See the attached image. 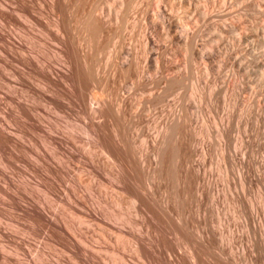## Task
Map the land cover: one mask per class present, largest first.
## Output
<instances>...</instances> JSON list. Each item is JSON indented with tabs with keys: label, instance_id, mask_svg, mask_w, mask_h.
I'll list each match as a JSON object with an SVG mask.
<instances>
[{
	"label": "rangeland",
	"instance_id": "rangeland-1",
	"mask_svg": "<svg viewBox=\"0 0 264 264\" xmlns=\"http://www.w3.org/2000/svg\"><path fill=\"white\" fill-rule=\"evenodd\" d=\"M51 1L26 0L23 5L21 0H0V4L5 6H0V29L12 28L10 22L7 20L9 26L4 24L5 19H2L3 15L1 17L2 13H11L6 6L20 8L34 23H22L29 33L22 38L15 34L17 40L24 39L31 51L29 56H41L45 60L48 57L46 62L52 60L50 63L58 67L63 62H58L59 55L54 56L61 51V46L56 44L57 35L52 21L60 13L53 4L55 0ZM116 1L120 2L117 3L120 11L117 7L115 21L108 23L110 21H103L99 15L93 14L96 24L113 30L110 32L113 37L112 59L105 67L108 74L101 73L104 74L101 76L98 73L96 77H105L102 80L105 86L106 82L115 89L118 86L111 108L116 117L121 118L119 121L124 128L129 129L127 139L134 146L132 156L136 155L132 159L136 161L137 168L140 167L137 170L141 171L140 178L145 188L135 185L128 176L125 178L126 175L108 160L100 147L85 137L81 130L85 125L81 124L85 121L89 124V120L86 111L79 106V112H76L79 117L75 116L77 121L86 118L83 122L78 121L80 129L77 125L78 131L81 130L78 148L83 160L95 162L104 175L107 171L105 176H118L126 191L115 189L110 183L105 186L104 183L108 182L104 178L91 174V170L81 164L79 174L82 178H79L88 197L83 198L86 199L83 202H87L85 205L97 214L123 213L133 223V227H129L131 230L127 229L132 233L126 232L127 235L124 233L120 237L114 232L104 231L95 222L82 225L83 228L80 226L81 233L94 251L90 250L98 259L104 257L108 264H115L117 259L121 262V257L129 262L127 264H149L138 255L132 235L138 233L166 264H264V0ZM13 17L9 18L11 25L18 26L19 17ZM38 19L39 23L36 22ZM7 31L4 33L8 34ZM1 45L4 47L0 43V117L9 105L8 93L13 90L21 97L26 92L23 76L29 77L22 71L24 67L9 57ZM17 74L21 79L17 80L24 86L18 84L20 86L16 88L13 85ZM80 109L86 116L80 114ZM10 119L12 116L8 117ZM133 122L134 128H131ZM171 127H175L176 132ZM101 135L103 138L102 132ZM25 137L31 138L28 134ZM84 140H88L89 146ZM169 143L175 153L177 151L176 160L167 156L171 151ZM0 167L4 166L0 164ZM5 172L17 185L21 184L18 175L8 168ZM2 181L0 179L1 184ZM4 195L0 192V228L11 236L16 235L19 241L24 240L26 250L23 248L18 254L14 250V236L11 237L13 242L0 236V256H12L15 260L18 257V264H44L39 262L41 255L49 264L83 263L62 244L49 242L43 234H32L27 228L29 219L12 207ZM48 200L51 204H59ZM149 204L158 207L153 216L148 210ZM109 222L107 226H111ZM173 226L176 232L179 229L181 234L185 233L183 236L191 242L187 240L189 243L185 244L179 233L174 234ZM120 243H123V249Z\"/></svg>",
	"mask_w": 264,
	"mask_h": 264
},
{
	"label": "bare ground",
	"instance_id": "bare-ground-1",
	"mask_svg": "<svg viewBox=\"0 0 264 264\" xmlns=\"http://www.w3.org/2000/svg\"><path fill=\"white\" fill-rule=\"evenodd\" d=\"M33 1H35V0H33ZM21 2L24 5L26 3V0H23V1L21 0ZM51 2H53V0ZM117 3L120 4V2H117L116 0H101V1H99V3L97 0H55V2L53 4L55 5V8L57 9V11H59L60 16H58L56 19H53L52 22L54 24L53 27L55 28L54 30L56 32L55 35H57L56 36V38H57L56 44L61 46L60 47L61 51L60 50L57 51L58 53L56 52L57 54L55 53L56 55L54 57L59 55L58 60H60V61H58V62H63L64 67H61L63 64L60 63V64H62V65L59 64L60 68H58L59 66L54 67V64L52 65L50 63L52 60L51 61L48 60L46 62L48 57L45 60V59L41 58V56H39V57L35 56L34 57V55H33L31 57L28 55V53L30 51L29 46L26 45L27 43L25 44L24 39L22 40L21 36H25L26 33H27L26 35H28L29 32L25 31V28H24L22 23L25 24L26 22L31 21V19L29 18V16L25 12H23V10H21L20 8L17 9V8H13L10 6L9 7L6 6V9L9 10L11 13H2L1 14V17L3 15L2 19L3 18L5 19V20L3 19L5 22L4 24L8 25V21H9L10 22V24H9L10 28L12 27L11 29H8V28L4 29L6 31L8 30L7 31L8 34L4 33L6 31H4L3 28H1L2 30L0 29V41H1L0 43L3 44L4 47L2 45L1 46L3 47V49L5 48L4 51L7 53V55L9 57L14 58L16 61H18L24 67L22 71L25 73H28L27 75H29V77L25 76L24 74L23 75L25 77L23 75H21V77L23 76V82L25 81V88L26 89L24 87L23 88L26 91L25 92L26 95L23 92L24 94L22 93V96L20 97V96H18L19 94L18 95H17V93L15 94L13 92V90L11 92H9L8 96L6 98L8 100L7 104H9V105L7 107L5 106L7 109L3 110L4 114H2V116L0 117V164H2L4 166L2 168L0 167V179H1V181L3 180L2 181L3 183L2 184L0 183V192L4 193L9 198L8 200L10 201V204L12 205V207L20 210V212H23L24 215L29 219L30 225L28 224L29 227H27V226L26 227L28 229H30V232H32V234L33 233L34 234L38 233L39 235L43 234V236L47 240H49V242L54 241V242L60 243V245L62 244L63 247H65L67 249V251H69L73 255H75V257L77 259L78 258L81 259L83 262L82 264H108V263H106L107 260H105L104 257H103V259L101 258L102 260L98 259L99 257L97 258L94 254L95 252L93 253L90 250L92 248H91L90 244H88L89 240L87 241L85 235H83L81 233L82 231H81L80 226L87 225V224L89 225V223L95 222L102 229H104V231L107 230L110 232H114L120 237L122 234L128 232V230L130 229L129 227H133V223H131L130 220L126 216H124L123 213L122 214L121 213L115 214L116 212H114V213H109V215L103 214L105 216H102L101 212L99 211L100 213H98V214H100V215H98L97 212L93 208L92 209L88 208L85 205L87 202H85V203L83 202L86 200V199L83 200V198H88V197H86L87 194L84 192L85 190H83L84 186L82 187L81 182H80L79 177H81V176L79 174V169H80L79 166L84 165V167L86 166L87 168H89V170H91V174L93 172V173H95L93 175L97 174L100 177L104 178L106 180V182H108V183H104V181L102 182L105 184V186H107V184L110 183L111 185H113L115 187V189L117 188L119 190L125 191V188L122 184L121 179L118 178V176L111 177L112 175L110 176V174L105 176L107 171L104 175V173L101 172L99 170V168L94 164L95 162H90V160H88V162H86L85 160H83V157L80 154V150L78 148V142H79L78 139L81 136L78 133H80V131L82 130V132L85 134V137H87L91 143L96 144L98 147H100L102 152L108 157V160H111L112 163L116 167L118 166V168H120L119 170L121 171V173L123 175H126L125 178L128 176L130 178V180H133L132 182H134L135 185H137L141 188L144 187V183H143V181H141V178H140V172L141 171L137 170L140 167L137 168L136 164H134V162H136V161L133 162V159H132V157H133L132 155H134V153L132 154V152L135 150L133 148L134 146H132V144H133L132 141L130 143V141L127 139V135L129 137V133H128L129 129L124 128L122 123L119 121V120H121V118L118 119L116 117L117 115L113 113V108H111L112 102L114 101L113 98H115V95H117V94H115L116 93L115 91L117 90L118 86L113 84L114 86H116V89H115V87H113V86L111 87V83L108 84L107 82H106L107 85L105 86V83H103L104 81H102L103 78H105V77H103V78L101 77L104 74H106L105 73L106 72L105 67L107 65L108 60L112 59V58H110V53L112 50L111 47L113 46L111 44V38H113V37H111L110 32L113 30L109 31L110 28H108L109 29L108 30V29H106L107 27L106 28L104 26L101 27L99 24H96L94 21L95 17L93 18V14L95 15V13H96L97 17L99 15V17H101V19H103V21L107 20V21H110L108 23H111V21H115L114 20L115 17L118 16V14H117L118 12L116 10L118 7ZM0 6H3V5L0 4ZM3 7L5 8V6H3ZM56 9H55V11H56ZM119 9L120 8L118 7V11H120ZM114 10H116L115 12L117 15H115ZM124 10H126V9H124ZM14 15H17L19 17V19L22 21V22H20V20H19L18 23H20V24L18 26H14L13 23L11 25V19L14 18L13 17ZM9 18H11V19H9ZM40 18H41V16H40ZM123 20H124V18H123ZM31 22H33V21H31ZM36 22L39 23L40 22L39 19ZM108 23H106V24H108ZM14 27H16V29ZM120 27H122V26H120ZM9 30H11L10 31L11 33L14 32V34L9 33ZM117 30H119V29H117ZM41 31H43V30H41ZM118 33H120V32H118ZM15 34L18 35L17 37H21L20 40H22V41L17 40V37ZM121 34H122V31H121ZM28 42H30V41H28ZM87 47L90 49H88ZM112 54H113V52H112ZM118 55H119V53H118ZM138 55H139V53H138ZM42 57H43V55H42ZM116 58H117V56H116ZM118 58H120V57H118ZM50 59H52V58H50ZM111 63H112V61H111ZM72 65H73L74 69H73V67H71ZM107 71H108V68H107ZM98 73H100V75H101V73H104L101 76H98V77H100V79H98V77H96L97 75H99ZM115 73H117V72H115ZM17 75H16V80H15V85H13V87H16L18 84H20V85L22 84L24 86V83H22V81H21V83L18 81L20 79V76H19L20 74L18 75V77H17ZM113 75H114V73H113ZM108 77H109V75H108ZM14 78H15V76H14ZM17 78H19V79L17 80ZM109 79H110V77H109ZM114 80H115V78H114ZM110 81H108V82H110ZM115 82H116V80H115ZM118 83H116V84H118ZM173 84H175V82ZM20 85H18V86H20ZM170 86H171V84H170ZM125 89H126V87H125ZM22 91H23V89H22ZM117 91H119V90H117ZM0 105H1V102H0ZM79 106H81L80 108L83 109V111H86L85 114L87 116L84 114V112L81 109L80 110L82 112L80 114L85 115L86 118L89 120V122L87 121V123H89V124H85L86 121H85V123L83 121L86 120V118H83V119L81 118L82 122L84 123V124L82 123L81 126L85 125L84 127H81L78 125L79 124L78 121L81 122V120L77 121V118H76V117H79V115L78 116L76 115V114H79V113H76V112H79L77 110V108ZM1 109H0V111H2ZM9 116H12V119L8 120ZM85 116H83V117H85ZM76 122H78V123L76 124ZM77 125L79 126V129L81 127V130L78 131ZM14 126H17V127H14ZM129 126H131V125H129ZM131 128H134V122H133V126ZM173 128L175 129V132H176V128L175 127H173ZM172 129H170V130H172ZM82 132H81V134L83 135ZM101 132L103 133L104 140L102 138ZM25 134L30 135L31 138L25 137ZM85 137H84V139H85ZM172 137H174V136H172ZM170 139L171 138H169V141H170ZM88 140L87 141L84 140V142L86 141L85 144L87 143L86 146H89ZM171 142L173 144V141H170V143ZM170 143L168 145H170ZM168 145H167V147H168ZM171 146H173V145H170V148H171ZM90 147H91V144H90ZM80 148H82V147H80ZM170 148H169V151H170ZM169 153L167 156H169L170 159L174 160L177 151L175 153V150L172 147L171 151ZM89 154H91V152ZM140 154H141V152H140ZM87 155H88V153H87ZM87 155L85 154V156H87ZM95 155H96V153H95ZM177 157H178V155H177ZM18 162H20L21 164ZM108 162H110V161H108ZM97 165L99 166V164H97ZM3 168L4 169L8 168V169H10V171L12 173L18 175L17 177L21 178L20 181H21L22 185L21 184L17 185L14 182L15 180L13 181L12 178L7 176L9 173V170H8V173H6L5 172L6 169L4 170ZM172 170H174V169H172ZM103 171H105V170H103ZM169 171H170V169L168 170V172ZM168 172H167V175H168ZM172 175H174V174L172 173ZM175 177L176 176H174V178ZM171 179H173V177ZM97 181H98V178H97ZM129 182H128V184H129ZM18 183H19V181H18ZM83 184H84V181H83ZM100 186H102V185H100ZM173 186H175V185H173ZM144 188H143V190H144ZM108 189H109V187H108ZM91 190H92V187H91ZM113 193H114V190H113ZM131 194H133V193H131ZM88 196L90 197V195H88ZM130 196H128V197H130ZM48 199H50L51 201H55V203H59V204H55V205L51 204L52 202H50ZM147 199H149V197ZM99 200L100 199H98V201ZM48 201L50 204L48 203ZM146 201H149V200H146ZM100 202H101V200H100ZM89 204L91 205V202ZM149 205H148V210L152 211V213H153L152 216H153L154 214H156L158 207L153 206L152 204L150 206ZM145 206H147V205H145ZM140 207H141V205H140ZM99 208H101V207H99ZM106 208H108V207H106ZM177 208H179V207H177ZM17 212H19V211H17ZM110 212H112V211H110ZM9 214H11V213H9ZM13 214H15V213H13ZM161 214H163V213H161ZM168 220H169V218H168ZM171 220L173 221V219H171ZM108 222L111 226L106 225V223H108ZM164 222H165V220H164ZM177 224H179V223H177ZM177 224H175L176 229H177ZM8 225H10V224H8ZM180 225H182V224H180ZM15 226H17V225H15ZM134 226H135V224H134ZM137 227H135V228H137ZM16 228H18V227H16ZM82 228H83V226H82ZM171 228H172V226H171ZM171 228H169V229H171ZM173 228H174V226H173ZM176 229L174 230L175 231L174 234L179 233L178 235L182 236L181 239H183L185 244L191 242L188 239V237L183 236L185 233L181 234L179 229L176 232ZM137 230H138V232L140 231L139 229H137ZM183 232H185V230ZM128 233H126V235ZM131 233H129V235ZM38 234H37V236H38ZM137 234L136 235L132 234V235H133L134 239L136 240L137 250L139 251L138 255L140 256V258L149 264H166L161 259V257L158 255V253L154 250V248L151 246H147L146 243L144 242V239L141 237V235L140 234L137 235ZM132 235H131V237H132ZM187 235H188V233H187ZM189 235H190V233H189ZM0 236H2L4 238H9V240L11 239V242L14 241V243H13L15 245L14 250L18 254H19V251L23 250V248H24L23 243L25 241L22 239L21 240L23 242L19 241V239H20L19 236H18L19 239H17V236L13 235L15 240L12 241L11 237H13V236H11L10 233L4 231V229H1V228H0ZM128 236H126V237H128ZM179 240H180V238H179ZM123 242H125V241H123ZM1 244H2V242H1ZM28 244H30V243H28ZM48 244H50V243H48ZM122 244L123 243H120L121 246H122ZM194 244H193V246H194ZM195 245H197V244H195ZM55 246H57V245H55ZM123 246L121 249H123ZM46 247H48V246H46ZM180 247H182V246H180ZM188 247H190V246H188ZM12 250H13V248H12ZM62 251H63V249H62ZM13 252H11V253H13ZM106 252L108 253V251H106ZM67 254H69V253H67ZM112 254H110V255L112 256ZM170 255L171 254L169 253V256ZM203 255H205V254H203ZM11 257H9L8 255L7 256L2 255V256H0V260L2 261V264H13V263L18 264V262H19V261H17L18 257L16 258V260H15V258L13 259ZM39 258H37V259H39V262L44 263V264H49L48 262H46L47 259L44 260L45 258L42 255ZM76 258H74V259L76 260ZM110 258H112V257H110ZM28 259H30V258L28 257ZM71 259H73V256ZM118 260L120 261V259H117L116 261L114 260L115 261L114 263L115 264H122V263L127 264V262H128L124 257H121L122 263L119 262ZM23 262H25V261H23ZM78 262H79V260L77 261V263Z\"/></svg>",
	"mask_w": 264,
	"mask_h": 264
}]
</instances>
